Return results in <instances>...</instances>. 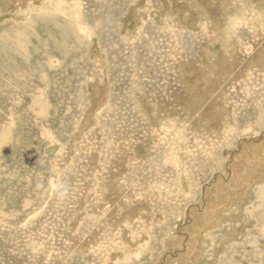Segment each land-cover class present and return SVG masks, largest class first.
I'll list each match as a JSON object with an SVG mask.
<instances>
[{
    "label": "rangeland",
    "instance_id": "1",
    "mask_svg": "<svg viewBox=\"0 0 264 264\" xmlns=\"http://www.w3.org/2000/svg\"><path fill=\"white\" fill-rule=\"evenodd\" d=\"M193 263L264 264V0H0V264Z\"/></svg>",
    "mask_w": 264,
    "mask_h": 264
},
{
    "label": "bare ground",
    "instance_id": "2",
    "mask_svg": "<svg viewBox=\"0 0 264 264\" xmlns=\"http://www.w3.org/2000/svg\"><path fill=\"white\" fill-rule=\"evenodd\" d=\"M261 10V9H260ZM259 20H260V18H259ZM183 73V72H182ZM262 74V73H261ZM187 75V74H186ZM161 79V78H160ZM205 80V79H204ZM180 81V80H179ZM178 82V81H177ZM204 82V81H203ZM186 84H188V83H186ZM226 84V83H225ZM181 86V85H180ZM229 100V99H228ZM139 113V112H138ZM216 113V112H215ZM260 113V112H259ZM168 134V133H167ZM218 141V140H217ZM258 143V142H257ZM215 148V147H214ZM224 165V164H223ZM248 168V167H247ZM108 178H109V176H108ZM108 180V179H107ZM109 181V180H108ZM253 181V180H252ZM108 194V193H107ZM224 200V199H223ZM111 202V201H110ZM111 205V204H110ZM219 206V205H218ZM108 208H109V206H107ZM107 209V208H106ZM112 209V208H111ZM247 211V210H246ZM145 213V212H144ZM223 217V216H222ZM224 218H226V217H224ZM194 219V218H193ZM223 219V218H222ZM253 219V218H252ZM255 222V221H254ZM228 223V222H227ZM188 226V225H187ZM129 242H131V241H129ZM186 244V243H185ZM190 245V244H189ZM175 246V245H174ZM149 247V246H148ZM255 251V250H254ZM159 254V253H158ZM246 254V253H245ZM253 254V253H252ZM195 255V254H194ZM224 255V254H223ZM183 256V255H182ZM194 261V260H193ZM194 264V263H193Z\"/></svg>",
    "mask_w": 264,
    "mask_h": 264
},
{
    "label": "water",
    "instance_id": "3",
    "mask_svg": "<svg viewBox=\"0 0 264 264\" xmlns=\"http://www.w3.org/2000/svg\"><path fill=\"white\" fill-rule=\"evenodd\" d=\"M53 152V148L48 150V153L51 154Z\"/></svg>",
    "mask_w": 264,
    "mask_h": 264
}]
</instances>
